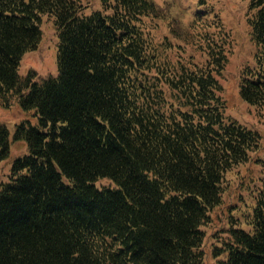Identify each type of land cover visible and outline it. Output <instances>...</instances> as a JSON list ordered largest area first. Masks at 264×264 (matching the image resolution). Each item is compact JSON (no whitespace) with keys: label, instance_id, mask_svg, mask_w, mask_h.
I'll use <instances>...</instances> for the list:
<instances>
[{"label":"trees","instance_id":"1","mask_svg":"<svg viewBox=\"0 0 264 264\" xmlns=\"http://www.w3.org/2000/svg\"><path fill=\"white\" fill-rule=\"evenodd\" d=\"M101 4L85 14L81 0H0V96L13 92L38 117L16 126L28 152L0 182V264H202L200 227L221 203L225 174L260 147L257 131L223 113L216 75L228 32L217 13L212 33L194 40L200 63L155 38L154 1ZM247 13L256 63L239 93L264 108V0H249ZM43 14L58 37L57 75L38 82L17 70ZM7 134L0 126V161ZM101 178L113 185L97 186ZM261 180L251 229L229 228L218 264H264Z\"/></svg>","mask_w":264,"mask_h":264},{"label":"rangeland","instance_id":"2","mask_svg":"<svg viewBox=\"0 0 264 264\" xmlns=\"http://www.w3.org/2000/svg\"><path fill=\"white\" fill-rule=\"evenodd\" d=\"M162 8L158 17L153 18L156 28L155 38L168 37L173 45L184 46L186 54H192L195 61L204 62L206 55L197 47L198 31L210 30L207 26L213 13L224 25L228 35L225 47L227 59L221 74L217 78L221 84L219 95L223 99L225 117L236 120L260 134V147L250 152L248 161L236 166L225 174L221 203L213 207L208 220L200 228L204 231L202 264H218L225 256L223 252L214 254L215 247L228 240L231 226L251 229L247 216L251 212L254 194L264 178V108H258L245 101L239 93V84L243 71L254 67L256 63L254 45L250 39V27L247 22L249 0H154ZM82 13L103 9L101 0H81ZM203 9L206 16L201 23L193 22L195 11ZM41 38L36 48L25 51L19 61L18 74L30 80L41 81L57 75L56 49L58 37L52 19L42 15L39 24ZM200 28V29H199ZM176 33L178 35H176ZM178 46V48H179ZM174 51V50H173ZM24 89L23 92H26ZM20 123L36 125L37 114L33 109L22 108L18 96L13 92L0 96V126L8 131V151L0 161V182L7 181L13 160L28 152L23 139H15L14 132ZM1 150V144H0ZM97 186L113 183L107 178L96 181Z\"/></svg>","mask_w":264,"mask_h":264}]
</instances>
